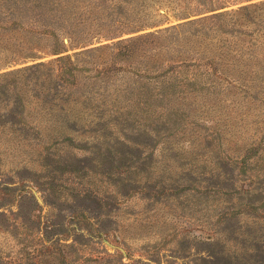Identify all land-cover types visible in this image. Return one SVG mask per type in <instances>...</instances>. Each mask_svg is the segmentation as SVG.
<instances>
[{"label":"rangeland","instance_id":"374dc122","mask_svg":"<svg viewBox=\"0 0 264 264\" xmlns=\"http://www.w3.org/2000/svg\"><path fill=\"white\" fill-rule=\"evenodd\" d=\"M0 264H264V0H0Z\"/></svg>","mask_w":264,"mask_h":264},{"label":"trees","instance_id":"16d2710c","mask_svg":"<svg viewBox=\"0 0 264 264\" xmlns=\"http://www.w3.org/2000/svg\"><path fill=\"white\" fill-rule=\"evenodd\" d=\"M192 25V24H191ZM140 38H137V39H128L126 41H121V42H118V45H121V49L118 50V52H122L123 54H125L126 56H129L130 55V46L129 44H132L133 42H138V43H141V41L139 40ZM134 44V43H133ZM142 44H144V42H142Z\"/></svg>","mask_w":264,"mask_h":264}]
</instances>
